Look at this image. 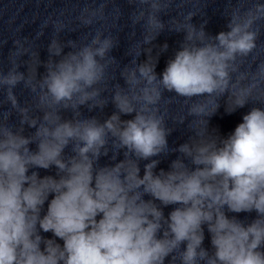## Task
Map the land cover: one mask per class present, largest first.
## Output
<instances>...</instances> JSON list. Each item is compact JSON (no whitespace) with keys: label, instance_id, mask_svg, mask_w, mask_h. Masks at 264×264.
I'll return each mask as SVG.
<instances>
[{"label":"clouds","instance_id":"clouds-1","mask_svg":"<svg viewBox=\"0 0 264 264\" xmlns=\"http://www.w3.org/2000/svg\"><path fill=\"white\" fill-rule=\"evenodd\" d=\"M175 2L128 0L142 39L123 67L102 29L64 41L53 21L43 61L33 41L13 42L0 68V264H264V59L248 62L264 2L232 8L215 36L192 12L162 21ZM105 17L101 2L78 19ZM166 28L185 35L158 76L168 44L153 41ZM224 97L229 114L252 104L227 136L209 128ZM176 98L186 111L171 115L162 101ZM110 102L106 118L84 115ZM178 126L190 134L171 146Z\"/></svg>","mask_w":264,"mask_h":264}]
</instances>
